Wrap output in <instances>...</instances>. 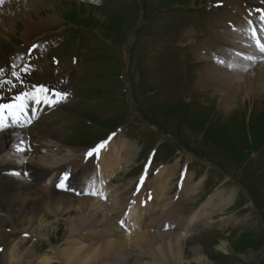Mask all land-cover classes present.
I'll return each instance as SVG.
<instances>
[{
  "label": "rangeland",
  "instance_id": "obj_1",
  "mask_svg": "<svg viewBox=\"0 0 264 264\" xmlns=\"http://www.w3.org/2000/svg\"><path fill=\"white\" fill-rule=\"evenodd\" d=\"M31 1L34 0L8 2L0 9V69L4 70L2 79L11 78L6 73L7 68L16 63L13 57L16 53L19 56L22 51L24 38L28 43L52 38L60 27L65 29L64 44L61 43L53 54L65 58L72 53L79 63L75 66L74 70L78 73L72 83L77 97L69 101L68 105L60 106L54 113L42 118L45 122L43 124L47 125L43 127L56 133L52 135L54 138L51 136L47 139L49 147L46 151L53 145L55 147L51 152L44 153L46 156H38L42 151L36 154V161L39 162V158L41 165H46L64 156L73 159L71 155H74L79 163L75 173L89 171V175L93 174L96 155L81 163L83 151L93 147L96 141L106 139L108 133L119 126L121 129L116 133L117 138L106 142L109 143V149H106L104 155H114V144V148L120 151L122 161L117 160L118 165L112 167L108 175L122 164L113 174L109 187L105 185V190L109 189L106 206L103 207L107 221L97 223L96 228L92 230L91 226H86L90 222L85 220V224L70 232L69 220L73 210L63 212L59 217H47L49 228L46 229L44 224L39 228L34 223L32 225L30 214L26 210L21 214L14 213L18 209L7 212L5 207H1L0 248L6 250L13 246L18 253L16 259L11 260L9 264H46L41 262L42 260L38 262L43 257L49 258L48 264H61L57 258L62 248L78 249L86 247L91 241H110L113 237H109L107 233L112 232L121 217L122 209H116L117 202L123 203L122 205L127 203L126 209L131 206L134 220L143 215L139 223L144 222V225L150 226L151 232L149 229L141 230L140 225L136 228L137 234L181 233L184 227L179 225L178 216H182L181 219L188 218L205 197L212 193L219 195L217 199L221 197L224 200L230 196L233 198L229 199L232 203L230 201L220 210L212 211L208 216L209 223L204 224L206 227L193 231L191 237L186 240L185 259L191 260L190 248L199 247L213 264H264V90L258 84V91L250 92L242 99L244 84L238 82L259 70L264 62L259 61L260 55L252 54L256 57L255 61H241L242 69H236L235 64L232 68L216 64L219 76L227 74L233 77L226 83V92L219 93L214 84L203 86L201 71L211 60L204 54L205 58L201 60L198 52L201 47L209 46L207 37L215 40L214 44L217 46L221 40L224 43L225 39H215L214 36L221 37L219 27L222 24L217 23V20L223 19L224 12L230 7L229 2L233 0H221L224 5L217 10L212 8L211 3L207 5L212 0H39L40 4H37V1L32 4ZM186 29H191L195 40L186 44L183 49L178 46V40L183 34L181 30L184 32ZM24 31L28 32V37L21 39ZM232 34L235 36L234 40H241L238 34ZM220 46L218 51H223L224 45ZM227 54L230 58L231 54ZM233 56L238 57L236 54ZM47 64L43 63V66L46 71H50ZM55 75L52 77L51 74L46 75V72L35 73L33 81H55ZM237 82L239 88L236 92H231ZM227 92L235 93V102L220 103ZM8 140L5 135L2 148L9 146ZM123 142L133 146L136 153L133 152L134 148L130 154H127L128 150L124 151V148L120 150L122 144L126 145ZM155 145L159 150L152 161L148 179L150 182L160 164L177 151L170 161L167 160L173 164L169 168H172L174 174L168 191L167 183L170 179L165 183L166 190L164 184L158 186L159 197L153 195V200L157 203L169 205L168 202L175 194L173 187L181 176L183 178L185 165V173L189 175L190 172L191 177L193 176L189 184L197 189L196 180L204 173V168L197 166L191 158L200 159L204 164L211 166L206 172L207 179H203V186L198 187L193 201H184L181 197L180 207L173 211L171 223L166 228L162 223L169 219L171 211L165 212L163 220L160 207L157 211L156 205L153 207L151 203L145 209L138 205L148 200L146 195L142 197V192L145 191L143 184L148 185V181L141 185L138 201L134 200L135 205L128 204L135 197L142 167L150 162L149 151ZM99 154L100 152L98 161ZM128 156H131V162L126 161L125 157ZM62 162L55 163L54 169L58 170L57 166H62ZM19 165H22L21 161H18L17 165H11L10 169L6 164L1 165L0 178L3 176L7 180L22 179L24 176L21 175L25 172ZM16 168L19 169L20 175L15 176L10 172L9 177L3 175L4 171L13 173ZM26 170L30 179L31 176L33 178L26 184L31 187L36 185L35 194L41 189L48 194L50 189L59 194H67L66 190L59 192L53 188L59 177L53 180L52 178L58 176V173L52 171L48 174L50 170L47 172L48 180H52L49 187L48 184L43 185L46 177L37 184L33 176L34 171ZM95 173L96 176L99 175L98 169ZM222 175L231 178L228 184L232 185L230 188L226 185H216ZM94 180L91 179L92 182ZM181 183L182 180L180 185L178 184L179 187L182 186ZM155 185L156 183L153 186ZM87 186H91L90 182L76 190H87L90 193ZM87 198L91 199V196L84 194L75 197ZM34 199L37 201V194ZM51 200L55 201L57 198H46L42 203H51ZM147 210L150 212L149 219L146 216L148 213H144ZM87 212L92 213L91 210ZM102 214L100 212L98 215ZM96 220H99V217H96ZM148 220L157 223L160 226L159 231L155 230ZM42 234H47L50 241ZM21 240L25 241L20 243ZM130 243V240L125 241V263L166 264L165 260L160 262L150 258L148 249L139 251ZM16 246H19V250ZM32 250L34 258H25L26 253ZM8 261L7 258L2 259L0 264H8Z\"/></svg>",
  "mask_w": 264,
  "mask_h": 264
},
{
  "label": "bare ground",
  "instance_id": "obj_2",
  "mask_svg": "<svg viewBox=\"0 0 264 264\" xmlns=\"http://www.w3.org/2000/svg\"><path fill=\"white\" fill-rule=\"evenodd\" d=\"M34 1L38 2L39 0H34ZM34 1H31V3ZM39 2L37 4H40ZM259 2L262 3L261 1H259ZM32 4H34V3H32ZM233 6H234L233 7L234 11H237V13L242 15L240 17L244 18V24L246 25L247 20H248V18L246 16L249 17L250 12H245V8L242 7L241 4H239V3H236ZM235 14L236 13L232 14L230 11L229 19L226 22H231V24H234L236 27H238V29H241L240 23H239L240 17L235 16ZM24 17H25V15H24ZM27 34H28V32L24 31L23 35L21 36V39H23V37L28 36ZM223 35L225 37H227L228 39H230L231 43H235V41H234L235 36L232 33H230V31L223 30ZM190 38L191 37H190L189 33H184L182 35V39L179 40V44L180 45L187 44L188 42L191 41ZM223 42H224V40H223ZM211 44H212V42L208 43V45H211ZM222 45H224V43H222ZM220 48H221V46H220ZM217 51H218V49H217ZM199 58H201V60H204L205 57L202 55H199ZM205 66L206 67L203 68L201 71V74L203 77V86L208 87V86L214 84L215 89L218 90L219 93L226 92V89L228 88L227 87L228 85L226 83L230 82V80L233 77L228 76L227 74L219 76L218 75L219 71L216 68V63L208 62ZM260 68H259V70L256 68L257 70L255 72L248 74L243 80L238 81L239 83L241 82L244 84V88H243L244 91H243V95H242L243 97L240 96L242 99L244 98L245 95L249 94L250 92H254L255 90L258 91L259 85H261L262 86L261 88H263L262 90H264V76H263V74H264V72H263L264 63H263V65H261ZM238 82L233 88H231V92H232V90H235L234 92L237 91V89L239 88ZM256 82H258V83H256ZM224 84H226V86H224ZM234 92L232 94H228V92H227L226 95L224 93V96L221 98L220 103L225 104V103L229 102L231 104L234 101L233 99L236 98V96L233 97L235 95ZM43 125L44 124L39 120L38 122L31 124L27 129L19 131L18 137H16L17 140L15 141V143L13 145H10V146L4 147V148H2L3 145L1 146V144L3 142V138L6 134H4L5 132L0 133V166L6 164L9 167L8 169H10L11 165H17V162L21 161L22 165H19V166H21V170L24 169V172H26L27 174H28V172L26 169L33 170L34 171L33 176H34L35 180H37L35 183H37V182L39 183L40 181L44 180V177H46L47 172L49 170L54 169L55 163H57L58 161H63L62 163L64 165L65 164H71L73 159L67 158L66 156L57 158V159H55L54 162L46 163V165H41V163H40L41 159H39V158H38L39 162L36 161V159H37L36 154H38L39 152H41L44 149L46 150L47 147H49L48 146L49 140H47V139L51 138V136L53 134H56V133H53L52 130L45 128L47 125H44L45 127H43ZM22 135H25L26 137L29 136L28 138H31V141L29 144L30 145V151L29 152H27V151H20V152L16 151V145L21 141L19 139V137H21ZM110 140L114 141V140H112V137H110L106 142H110ZM44 141L47 142L46 146L42 143ZM50 142H52V141H50ZM53 143H55V142L53 141ZM123 143H125L126 145L124 146V144H122L120 150H122L124 148V151L128 150L127 154H130L131 150L134 147L128 146L127 142H123ZM108 144L106 143L105 147L103 149H101L100 154H99V158H100L99 161L97 159V166L98 167L96 166V169H98L99 179L98 180L95 179L93 182L90 181L92 190H95V191L102 193V194L104 193V191H106L105 189L108 188V186H106L107 188L105 187L104 176L112 175V173L110 175H108L109 172L111 171V168L118 165L117 160L122 161V159L120 157V151H118L114 148V146H115L114 144L112 145V150H113L112 153L114 155H112V154L109 156L104 155V152L106 151V149H109ZM21 147H22V145H21ZM133 152L136 153L135 148H134ZM133 157H134V155L132 156V158ZM132 158H131V156L125 157L126 161L130 160V162L132 161ZM172 166H173V164H172ZM174 166H176V165H174ZM43 167H45V169ZM35 169H38L40 171H35ZM96 169H95V171H96ZM146 170H145L144 176H146L148 173V171H146ZM15 172L19 173V169L16 168L13 171V173H15ZM158 172H157L158 173L157 176H155L156 178H154V180H153V182L156 183V185L154 187L163 186V184H164L165 190H166L165 183L170 179L167 183V191H168V186L171 183L172 177L174 175L172 173L173 172L172 168L168 169L167 166H164ZM13 173L10 172V174H12V175H13ZM24 174L25 173H23V175H21V176L23 177ZM15 176H17V175H15ZM28 178L30 179L29 176H28ZM186 178H187V180L185 181V185H186V187H188V183H189L191 176L188 175ZM0 179H1L0 180L1 181V183H0V208L5 207L7 209V212L12 211L13 209H18V211H15L14 213H21V214H22L23 210H26L27 213L30 214L32 225L34 223V225L37 228L41 227L44 224L46 226V229H48L49 225H47V223H48L46 220L47 217H49V216L59 217V215H61L63 212H67L68 210H73V214L69 220L70 221V223H69L70 232H73L79 225L85 224L86 223L85 220L90 222L89 224H86V226H91V230L96 228L97 223H99V222L102 223V222L107 221V218L105 216L106 214L104 213V209H103L104 204H103L102 196H100V200H98L97 198L96 199L95 198H92V199H88V198L87 199H75L72 197L73 193L76 191V189H80L81 187L87 185V183H84L82 186L81 185H74L73 182L77 183L79 178L75 179V178L71 177L70 181L66 183L67 188L70 189V190H67L68 191L67 194H59L56 191H54L53 189L52 190L50 189V192L48 194L45 190L41 189L39 193H36L37 194V199H36L37 201H35V199H34V196L36 195L34 193V189H35L36 185L31 187V185L26 184L27 182L23 181L22 179H11L10 178L9 180H7L3 176H1ZM31 179H33L32 176H31ZM144 181H146V180H144ZM147 181H146V183H147ZM154 183H153V185H154ZM194 189L195 188H193V190H191V192L192 191L194 192L195 191ZM16 190H18L17 193L15 192ZM62 190H64V189H62ZM140 190H141V185L139 187V191ZM182 191L185 193V195L187 194V189L183 188ZM13 192H15V193H13ZM143 192H145V191H143ZM143 192H142V194H143ZM145 195H146V192L144 195H142V197L144 198ZM212 195H210V196H212ZM138 196H139V193H138ZM218 196L219 195H213L210 198L208 197L206 199V201L202 204V206L186 219L187 226L193 222L194 223L192 226H194V224L197 223V220H198V222L202 221L206 218H207L206 220H208L209 219L208 216L210 215V213L212 211L215 212L216 210L217 211L220 210V208L226 206V204L231 201L229 199L232 198V197L228 196L227 199L223 200V198H221V197H220V199H217L216 197H218ZM46 198H50V199L51 198H57V200H55V201L51 200V203H47V204L42 203V201L45 200ZM146 198L148 199V197H146ZM221 200H223V201H221ZM155 201L156 200L152 201L153 205H157ZM117 203H120V204L116 205L117 206L116 209L119 206L120 207L124 206V205H122L123 203H121V202H117ZM125 207L126 206H124V208ZM165 208H167V209L164 212L172 210V209H170L172 207H165ZM88 209L91 210V212H92L91 214L87 212V211H89ZM100 212L103 213L102 216L98 215ZM123 213H124V209H122V211L120 212V216ZM85 216H87V217L85 218ZM96 217H99L100 221L96 220ZM10 218H11V216H10ZM15 221H17V220H15ZM108 222H109V220H108ZM24 224H22V225L24 226ZM124 225H125V229H128L127 222ZM156 225H157V223L154 224V226H156ZM109 226H110V223H109ZM118 227H117V225H114V229L112 230V232L110 231L109 233H107L109 237H111V236L113 237V238H111L110 241H103L100 243H93L94 241L93 242L91 241L86 247L78 248V249L62 248L61 250H59L60 256H59V258H57L58 261L61 262V264H127V263H125L126 262V260H125L126 259L125 241L130 240L131 241L130 244H133L132 247L134 246L135 248H138L139 251L148 249V255L150 256V258L155 259V260L160 261V262H162V260H165L166 264H187V262L194 263V264H213L207 259L206 255L202 252V250L199 247L190 248L191 254H192L191 260L188 261V259H185V255H186L185 246H186V237H187L186 235L188 234L187 231H183L184 233L181 232L178 234H173V233L166 234L163 232L162 233L160 232L157 235H152L149 232L138 233V234L134 233L133 234V233H129V230L123 229V227H122V231H121L120 228H118ZM158 228L159 227H156L155 230ZM146 229H149V228L145 227V230ZM42 235L47 236L48 237L47 239L50 241V237L47 234H42ZM91 240H94V239H91ZM15 250H16L15 247H10L6 251H4V250L0 251V260L7 258L9 260L8 264H9V262H12L11 260L16 259L15 256L17 253L15 252ZM1 253H2V255H1ZM29 261H31V260H29ZM40 261L48 264L49 258L43 257L38 262H40Z\"/></svg>",
  "mask_w": 264,
  "mask_h": 264
},
{
  "label": "snow or ice",
  "instance_id": "obj_3",
  "mask_svg": "<svg viewBox=\"0 0 264 264\" xmlns=\"http://www.w3.org/2000/svg\"><path fill=\"white\" fill-rule=\"evenodd\" d=\"M0 3H3V0H0ZM259 15L260 24L257 25L255 21L252 19L247 20V26H248V32L250 35V39L255 42V47L257 51L261 54L260 58L264 59V38H262L259 33L264 32V9H257L256 10ZM252 15V13H249V17ZM36 47V46H33ZM239 55V53H238ZM245 59L255 61V56H244ZM221 64L224 63L223 60L220 61ZM14 67H17L14 65ZM229 68H232L233 65H228ZM27 71V69H25ZM3 69H0V90H3L7 87L8 91H12L13 89L17 88V84L13 80H3ZM12 77L15 78V81H22V77L20 76V73L16 70H13L11 72ZM68 93L67 92H61L56 90H50L44 86H37L33 88L31 91H21L19 95H16L12 98V101L10 103H0V132L7 131L6 127V120L10 117L12 125H31L33 121L31 119H28V117L25 115L26 110L28 108V101H33L36 104H47L50 106H54L55 104L65 100L67 98ZM24 143L23 140H21L16 145V151H26L27 149L22 148L21 145ZM106 142L100 143L97 145L94 149L88 151L86 153V158L92 157L94 154H98L101 149L105 147ZM13 175H20V173L15 172ZM27 175V174H26ZM69 180V174L64 173L60 179L59 184L57 187L64 189V190H70L66 186V181ZM143 184V177L141 178V185ZM90 195H101L102 198H107L102 193H99L95 190L88 193ZM151 197L149 196V199ZM132 203H135V201H132ZM121 226L123 227L125 224L124 220L119 221Z\"/></svg>",
  "mask_w": 264,
  "mask_h": 264
}]
</instances>
